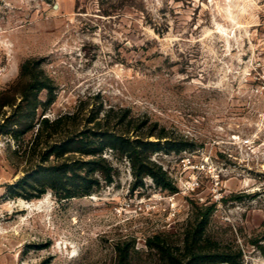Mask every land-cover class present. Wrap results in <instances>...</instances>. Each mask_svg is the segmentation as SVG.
<instances>
[{
    "label": "rangeland",
    "instance_id": "1",
    "mask_svg": "<svg viewBox=\"0 0 264 264\" xmlns=\"http://www.w3.org/2000/svg\"><path fill=\"white\" fill-rule=\"evenodd\" d=\"M263 48L264 0H0V264H115L122 240L133 264H159L147 241L182 248L207 206L210 240L264 264ZM34 76L51 104L44 88L24 98ZM110 107L186 143L153 155L176 191L134 187L111 152L114 181L93 195L20 187L44 165V117L80 108L63 133Z\"/></svg>",
    "mask_w": 264,
    "mask_h": 264
},
{
    "label": "trees",
    "instance_id": "2",
    "mask_svg": "<svg viewBox=\"0 0 264 264\" xmlns=\"http://www.w3.org/2000/svg\"><path fill=\"white\" fill-rule=\"evenodd\" d=\"M43 88L50 95L46 105L51 104L54 101L53 87L46 77L43 83L34 76L25 88L24 98L30 102L27 92ZM80 111L78 108L60 114L53 121L44 117L40 123H44V165L37 166L19 181L21 188L37 192L31 197H40L48 190L60 201L98 193L114 181L116 173V168L105 156L107 152L120 161H129L134 187L143 185L149 177L161 189L176 191L167 172L153 160V155L172 151L180 153L186 150L185 142L174 143L161 131L157 132V124L130 117L128 110L112 107L105 109L103 114L100 110L92 112L87 121L94 123L92 127L62 133L69 123L77 121ZM55 134L59 137L53 139ZM52 155L54 160H49ZM211 212L212 207L207 206L194 217L185 230L184 245L180 249L170 248L159 237L149 239L146 245L152 255L157 256L159 264H244L241 250L221 248L207 236ZM253 245L264 254V246L258 244V240L253 241ZM114 251L115 264H133L134 255L138 253L128 240L119 241Z\"/></svg>",
    "mask_w": 264,
    "mask_h": 264
},
{
    "label": "built area",
    "instance_id": "3",
    "mask_svg": "<svg viewBox=\"0 0 264 264\" xmlns=\"http://www.w3.org/2000/svg\"><path fill=\"white\" fill-rule=\"evenodd\" d=\"M263 50H264V48H263ZM261 60H262V62H264V56L262 57ZM256 78L258 79V81H261V80L264 81V71L257 72V77Z\"/></svg>",
    "mask_w": 264,
    "mask_h": 264
}]
</instances>
